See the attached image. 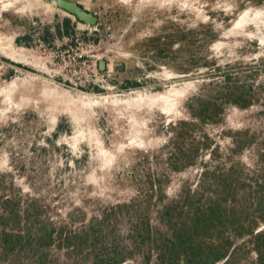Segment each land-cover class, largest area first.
<instances>
[{"label":"rangeland","instance_id":"rangeland-1","mask_svg":"<svg viewBox=\"0 0 264 264\" xmlns=\"http://www.w3.org/2000/svg\"><path fill=\"white\" fill-rule=\"evenodd\" d=\"M0 264H264V0H0Z\"/></svg>","mask_w":264,"mask_h":264}]
</instances>
